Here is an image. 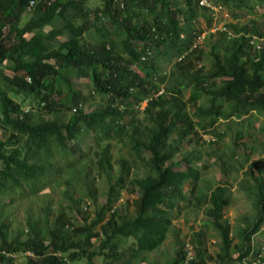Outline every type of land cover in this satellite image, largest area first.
<instances>
[{"label":"trees","instance_id":"trees-1","mask_svg":"<svg viewBox=\"0 0 264 264\" xmlns=\"http://www.w3.org/2000/svg\"><path fill=\"white\" fill-rule=\"evenodd\" d=\"M30 1L0 0V129L9 133L0 138V264H18L15 258L20 254L27 255L23 258L29 264H99L94 261L97 256L104 258L103 264H153L148 254L166 241L170 210L177 201L187 200V193L194 208L204 209V226L217 232L219 251H209L205 230L193 231L188 242L177 236L168 264H241L252 255L259 257L264 241L253 246L252 236L264 227V165L251 162L250 153L235 160L241 167L251 162L241 188L256 211L253 220L244 218L246 224L233 237L225 217L228 187L212 188L203 179L202 167L195 163L203 147L188 152L184 148L201 141L199 133L210 132L220 118L237 124L245 120L248 130L252 119L261 117L259 130L264 133V42L259 51L251 44L253 33H264L231 21L199 44L196 39L204 30L195 26L197 18L210 11L211 30L214 13L198 0H123V9L118 7L120 0H101L94 9L88 0H36L29 10ZM211 1L227 7L235 18L241 10H253L252 0ZM206 55L212 57L207 73L197 67L202 68ZM162 60L180 67L162 72ZM72 70L89 71L88 94L77 88L76 75H68ZM187 87H193L192 108L183 99ZM199 92L207 104L199 102ZM11 93L32 99L37 113L25 111ZM96 95L103 100L92 105ZM143 102L141 118L137 111ZM86 105L92 109L86 111ZM64 110L71 112L68 121L45 118ZM243 134L244 129H236L230 157L226 153L229 159L237 158ZM114 139L128 148L120 149L115 176ZM178 155L187 163L185 170L178 169ZM89 162L109 185L107 199L98 204L93 218L86 214L75 222L61 212L43 225L28 220L24 240L12 232L5 210L14 198H3L25 195L27 187L39 193L64 169L72 174L65 180V193L69 195L78 181L97 203ZM138 172L142 174L133 176ZM186 184L189 192L183 188ZM128 185L138 193L119 209L116 203ZM130 239L134 244L126 255L118 246ZM187 243L194 252L190 260Z\"/></svg>","mask_w":264,"mask_h":264},{"label":"rangeland","instance_id":"rangeland-1","mask_svg":"<svg viewBox=\"0 0 264 264\" xmlns=\"http://www.w3.org/2000/svg\"><path fill=\"white\" fill-rule=\"evenodd\" d=\"M216 2V0H213ZM102 4L101 0H88L87 5L94 9ZM219 4V3H216ZM253 5L252 11L241 10V16L239 18H235L230 10L227 7L222 8H215L213 10V28L209 30L208 28V16H210L211 12L206 11V13H202L197 18L195 26L199 29H203L204 32L201 34L196 41L201 44L205 38L209 35V32L215 31L214 29H220L221 26H225L233 21L237 25L241 26H249L250 29L254 30L257 27L261 32L264 33V4H258L255 0L251 1ZM120 8V6H118ZM228 16V17H226ZM25 21V20H24ZM253 21V23H252ZM255 36L254 40L258 41L259 44L263 45L264 36L259 37L256 34H252ZM185 36H182L181 39H184ZM155 56V55H154ZM163 59V57L161 58ZM211 59L212 57L206 55L204 61L201 63L202 68L198 66L203 72H208V69L211 66ZM177 60H180L177 57ZM164 61V60H162ZM178 62V61H177ZM179 66L174 61H164L162 72L170 73L173 71V68ZM180 67V66H179ZM185 65L183 64V69ZM197 68V69H198ZM182 69V67H181ZM142 72L143 68L139 67L138 69ZM5 75L7 77H11L13 73L9 70H5ZM68 75H76L77 78L76 86L85 94H88L91 87H92V80L89 77V71H69ZM78 76V77H77ZM164 89V85H162ZM193 94V87H187L183 91V99L188 102L189 108L193 107V101L191 100ZM11 97L16 101L22 104V107L25 111L30 113L36 114L37 108L36 103L32 99H23L22 95H15L11 93ZM197 98L200 100V103L207 104V98L204 97V94L199 92ZM102 97L96 95L92 105L95 103L102 102ZM146 102H143L140 110L137 111L139 117H143L142 110L144 109ZM92 107L86 105L85 110H90ZM1 110V108H0ZM71 112L64 110L61 112H57L55 114L46 115V119L51 118H58L64 121H68L70 119ZM235 120H224L218 119L215 123V126L208 130L207 133L201 131L200 139L197 144L195 141L191 143H187L185 151H190L193 149H200L202 148V153L200 155L197 154L196 159L200 156V160H196V165L201 168L202 167V177L204 180L208 181V184L213 188L217 185H225L228 187V193L230 197V206L226 210L225 217L229 220L232 225V235L235 237L240 227L246 224V221H251L255 215V207L253 205V199L250 198L247 193L242 190L243 180L247 177L246 171L250 167V163L252 161H261L260 164L264 165V133L259 130L261 126L262 118H253L252 119V127L248 130H245L249 123L243 120L242 125L237 122H233ZM241 127L244 129L243 138L240 140L242 144L240 148H236L238 153L237 158H230L231 150H229L233 145L232 142L235 138V131L237 128ZM231 128V129H230ZM213 131L223 134L222 138L213 134ZM250 131L251 135H248ZM9 135L8 132L5 130L0 129V138H7ZM89 132H86V136L84 139H88ZM113 144V163H114V170L113 175L115 176L119 171V167L115 165L116 161L121 156L120 149H123L124 152L127 151L128 148H123L117 140L112 141ZM200 144V145H199ZM230 147V148H229ZM244 149H246L244 152ZM254 151V152H253ZM253 152V153H252ZM226 153H228L227 156ZM251 154V162L241 167L239 162L235 160H242L241 154ZM78 156V155H77ZM79 157V156H78ZM131 157V155H127V158ZM182 156L178 155L176 160L179 161L181 164L179 166V170H185L187 167V163L181 162ZM132 159V158H129ZM59 167H62V164L56 163ZM208 166V168H204L203 166ZM260 165V166H261ZM87 170L90 173L89 181L92 179L95 180L94 187L98 192V202L94 203L89 197L85 195L84 187L78 183L76 187L72 190V192L67 195L65 192L66 186V179L67 177L72 174H68L65 169L62 170L61 173L56 174V177H51L50 180L45 183L44 187L41 189L39 193H32L29 187L26 188L27 194L18 195L12 194L11 197H4L3 199L14 198L13 202H10L6 205L5 214L8 215L9 221L11 223V230L12 232L16 233L20 236L21 240H24L27 237V229H28V220H39L42 225L47 224V219L50 221H54L56 216L61 213L65 212L69 216L70 219L74 220L75 222H79L81 217L86 214L89 217L93 218L95 215L96 208L99 205L103 204L107 197L106 193L108 191L107 180L104 177L99 176L97 169L94 167L92 162L88 163ZM140 175L142 172L134 173V175ZM132 177V176H131ZM111 183V182H110ZM200 187L203 188L204 185L199 183ZM184 190L188 191V184L184 185ZM207 187H204L206 189ZM138 191L133 190V187L128 185V187L122 190V194L120 199L117 201L116 206L123 208L125 205L131 204V201L135 199L136 193ZM187 200L177 201V207L170 210V217H171V230L168 234L166 241L163 245L156 251L148 254V260L152 261L153 264H168V261L173 257L175 251L177 249L176 238L177 236L180 239H186L188 242L190 239V235L193 231L197 230H205L207 232V247L212 254H215L219 251V242L220 238L217 232L212 227H205L204 222L206 221L207 217L205 214L204 209H197L193 206V199L192 196L187 193ZM49 216V218H48ZM247 217L245 221L244 218ZM264 240V235L255 236L256 243H262ZM133 240L130 239L126 243L121 242L118 246V250L122 253L129 255L133 248ZM98 245V242L95 241V247ZM108 251V250H107ZM26 255V254H25ZM24 254L17 255L16 261L18 264H29V260L24 259L26 257ZM94 261L103 264L104 258L97 256L94 258ZM71 264H85L84 260H78L72 262ZM233 264V263H227ZM244 264H248L247 262Z\"/></svg>","mask_w":264,"mask_h":264},{"label":"built area","instance_id":"built-area-1","mask_svg":"<svg viewBox=\"0 0 264 264\" xmlns=\"http://www.w3.org/2000/svg\"><path fill=\"white\" fill-rule=\"evenodd\" d=\"M35 3H36V0H31L30 4L28 6V9L30 10ZM198 4L201 7L208 8V9H211V10H214L215 8H222L221 6H218V5L214 4L211 0H198ZM226 17H228V16H226ZM221 28L225 29V26L222 25ZM214 30L216 31L217 29H214ZM254 38H255V36L252 37L251 44L253 45L255 50L259 51V50H261L262 45L259 44L258 41L254 40ZM256 244L257 243H256L255 237H254V239L252 241V245L254 246ZM186 247H187V250H188L187 260H190V259L193 258L194 252H193L192 247L190 246L189 243H187ZM262 258H264V246H262V251H261L259 257H257L255 259L254 255H252L251 258L244 259L241 264H244L246 262L248 264H264V262L262 261ZM211 264H216V263L213 262ZM217 264H220V263L218 262Z\"/></svg>","mask_w":264,"mask_h":264},{"label":"clouds","instance_id":"clouds-1","mask_svg":"<svg viewBox=\"0 0 264 264\" xmlns=\"http://www.w3.org/2000/svg\"><path fill=\"white\" fill-rule=\"evenodd\" d=\"M30 4V3H29ZM29 6V5H28ZM124 7H123V0H120V9H123ZM214 32V31H213ZM180 60H181V57L179 58ZM261 233H262V235H264V227L262 228V229H260V231H258L257 233H255V234H253V236H252V241H253V239H254V237L255 236H257L258 237V235H261ZM263 241L264 240H262V243L261 244H263ZM259 243V242H258ZM257 243V244H258ZM260 244V245H261Z\"/></svg>","mask_w":264,"mask_h":264}]
</instances>
